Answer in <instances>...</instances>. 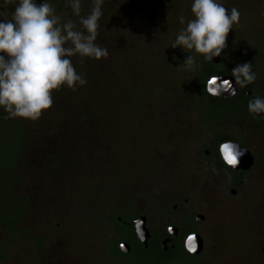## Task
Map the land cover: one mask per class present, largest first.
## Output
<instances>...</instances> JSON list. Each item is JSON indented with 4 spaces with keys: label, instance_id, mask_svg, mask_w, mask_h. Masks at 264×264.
Instances as JSON below:
<instances>
[{
    "label": "rangeland",
    "instance_id": "rangeland-1",
    "mask_svg": "<svg viewBox=\"0 0 264 264\" xmlns=\"http://www.w3.org/2000/svg\"><path fill=\"white\" fill-rule=\"evenodd\" d=\"M222 2L237 7L241 18L229 30L216 71L241 63L242 48L264 55V0ZM53 3L58 12L70 11L64 0ZM12 7L0 0V10ZM181 13L191 17L189 0H105L97 43L108 57L72 58L87 83L54 90L52 106L36 121L6 119L20 122L25 137L13 172L0 178V198L12 193L27 201L21 227L31 237H15L2 252L8 233L0 224V264L160 262L155 247L140 248L134 227L135 238L127 228L129 241L119 239L109 216L121 210L122 227L143 216L154 238L168 226L193 225L201 253L168 264H264L263 140L247 141L257 163L240 180L206 158L218 121L202 112L216 113L220 105L198 98L203 57H196V71H184L186 52L194 53L169 46L183 27ZM21 135L17 125L0 124V152L10 148L15 156ZM121 243L134 251L121 252Z\"/></svg>",
    "mask_w": 264,
    "mask_h": 264
},
{
    "label": "clouds",
    "instance_id": "clouds-1",
    "mask_svg": "<svg viewBox=\"0 0 264 264\" xmlns=\"http://www.w3.org/2000/svg\"><path fill=\"white\" fill-rule=\"evenodd\" d=\"M13 4L10 12L0 10V111L3 119L38 120L53 104V91L62 87L75 91L87 83L85 75L76 70L72 58L79 63L85 59L107 58L106 47L97 43L105 0H64L68 12H58L53 0H3ZM89 5L86 12L84 4ZM191 17L177 16L183 25L169 46L187 53L181 70L194 72L197 56L212 61L227 47L230 29L240 23L241 12L233 6L225 7L222 0H189ZM264 14V13H262ZM234 79L212 74L204 89L210 96L237 94L257 80L252 62L237 63L231 69ZM235 84L236 87L233 85ZM246 109L253 119L264 116V96L255 95L246 101ZM222 162L235 169L245 154L233 140L218 143ZM142 221L135 220V230L143 239ZM189 252L196 250L194 237L186 244Z\"/></svg>",
    "mask_w": 264,
    "mask_h": 264
},
{
    "label": "flooded vegetation",
    "instance_id": "flooded-vegetation-1",
    "mask_svg": "<svg viewBox=\"0 0 264 264\" xmlns=\"http://www.w3.org/2000/svg\"><path fill=\"white\" fill-rule=\"evenodd\" d=\"M247 48H242L241 52L239 54L237 53V55L239 56L238 59H241L242 62H252L253 70L257 72V80L252 85H249L246 88H238L237 94L235 96H231L226 99H218L215 97H211L214 98L213 101L220 105V108L216 109V113H214V111L213 114L211 113L212 117H215L218 121L216 123L218 132H215L216 139L213 140L212 144L214 148L213 153L209 151L207 152V154H205L206 158L215 160L217 164L216 167H218V170H220V172H223L228 178L236 180L245 178L250 172H252L253 168L257 163V156L255 152L251 149L247 141L250 142V140L259 137L263 140L262 145L264 144V116L253 119L251 116L248 115L246 109V101L250 97L255 95L264 96V55L260 54V51L257 50V48L252 47L254 50H252V48ZM235 50L238 49L235 48ZM219 58L220 61L218 64L211 65L219 66L220 64H223V59L221 58V56H219ZM231 69L232 68L229 65L225 64L223 70L220 71V75L231 77ZM206 113L208 114V112ZM206 113L204 114V116L211 119V117H209V114L207 115ZM223 140H233L243 149L247 150L250 153L253 160L252 165L249 169H232L222 162L219 157L217 146L218 143ZM174 209L175 208L173 207L172 210ZM117 219L119 222L121 221L120 217H118ZM134 220L135 219H132L127 226L123 227L133 228L132 223ZM185 224L186 221L183 224L175 227L176 235H171L168 232L169 226L166 228V230H163V232L157 235L155 238L154 235L149 232L150 237L148 239L147 248L149 246L157 247L163 254H166L171 250H174L175 248H181L183 249V251H185V253H187L184 249V240L188 235L196 232H194L193 225L191 223L189 226H186ZM162 242H166L165 252H163L160 248V244ZM157 243L159 244V246H156ZM187 254L190 255L189 253Z\"/></svg>",
    "mask_w": 264,
    "mask_h": 264
},
{
    "label": "trees",
    "instance_id": "trees-1",
    "mask_svg": "<svg viewBox=\"0 0 264 264\" xmlns=\"http://www.w3.org/2000/svg\"><path fill=\"white\" fill-rule=\"evenodd\" d=\"M220 71H216L215 70V66L211 65L208 61H202L201 63V73H200V89H199V94H198V98L199 100L202 99H208V100H214V98H211V96H209L204 89V84L206 79L208 78V76L212 75V74H220ZM208 110H210V107H207ZM206 109V110H207ZM202 113H206V111L203 110ZM207 114V113H206ZM209 117L212 118L211 113H208ZM207 114V115H208ZM0 117H2L0 115ZM0 124H11V125H17L19 129L22 128V135L21 137L17 136V139H15V144L17 146V152L15 153V156H13L10 152V148H7V150L5 149L2 153L0 152V154L2 155V160L0 161V178L4 177V173L8 174V172L14 170V167L16 166V161L18 159V157L20 156L21 153V145L22 142L24 140L25 137V128L23 127V125L20 122L17 121H9L3 118H0ZM11 138V136L9 137ZM9 141H11V139H9ZM9 159V161H5V159ZM4 162H7V164H4ZM4 170V171H3ZM15 184V176L13 179V182H11V186L9 187V192L12 191L13 192V187ZM1 192V191H0ZM7 199L3 200L2 198H0V224L2 225V227L4 229L7 230V237L6 240L4 242V245L2 247V252H5L7 246H9V244H11L13 242V239L15 237H21V238H30V233L28 231H25L22 229V221H23V217L27 212L28 209V203L25 199L22 198H15L12 193H7ZM118 217H123L122 214V210L121 211H116L114 213H112L109 216L110 221L112 222V224L114 225V231L116 233V235L119 237L121 236V238L119 237V239H127V237L125 238L124 232H126L127 228H129L131 230V234L134 237L133 231L130 227H122L120 222L118 221ZM135 238V237H134ZM129 241V240H128ZM36 244L38 247V250L40 251L43 248V243L40 239L36 238ZM145 253L151 252V250L154 248L153 246H149L148 248H142L140 247ZM116 249V248H115ZM156 252L159 254V257H162V260L160 262H158L157 264H168L169 262H171L173 259H179V260H186L187 258H195L194 256H190L187 253H185V251H183V249L181 248H175L174 250H171L170 252L163 254L161 253L160 249L155 247ZM134 251V249L132 248L131 253ZM129 255V254H126Z\"/></svg>",
    "mask_w": 264,
    "mask_h": 264
},
{
    "label": "water",
    "instance_id": "water-1",
    "mask_svg": "<svg viewBox=\"0 0 264 264\" xmlns=\"http://www.w3.org/2000/svg\"><path fill=\"white\" fill-rule=\"evenodd\" d=\"M219 61H220V58H219V56H217V57H213L212 58V61H209L211 64H218L219 63ZM225 77H227V78H229V79H233L232 77H229V76H221V78H225ZM234 87H236L235 86V84L233 85ZM238 89V88H237ZM206 92V91H205ZM207 93V92H206ZM208 94V93H207ZM209 95V94H208ZM210 96V95H209ZM211 97H213V96H211ZM229 97H231L230 95H227L226 93H222L220 96H215V98H218V99H226V98H229ZM240 146V145H239ZM241 147V146H240ZM242 148V147H241ZM252 156L250 155V153L246 150L245 151V154L240 158V163L237 165V167L235 168V169H241V170H247V169H249L250 167H251V165H252ZM202 219V216H197L196 218H195V220L196 221H198V220H201ZM135 220H140V221H142V223H141V225H140V227H141V229H142V234H143V239L141 240L140 238H139V236L137 235V233H136V230H135V225H134V221ZM134 221H133V227H134V233H135V235H136V237H137V239L142 243V245H143V247L144 248H147V243H148V239H149V237H150V234H149V231H148V229H147V227H146V225H145V217H143V216H141V217H138L137 219H135ZM168 232L171 234V235H176V228L175 227H170L169 229H168ZM189 236H193L194 237V243L196 244V250L194 251V252H189L188 250H187V247H186V244H187V239H188V237ZM118 248H119V250L121 251V252H123V253H125V254H128L131 250H130V246L127 244V243H121V244H119L118 245ZM202 248H203V243H202V238L200 237V235L199 234H197V233H192V234H190V235H188L187 237H186V239L184 240V249L186 250V252L187 253H189L190 255H193V256H197V255H199L200 253H201V251H202ZM161 250L163 251V252H165L166 251V242H162L161 243Z\"/></svg>",
    "mask_w": 264,
    "mask_h": 264
}]
</instances>
